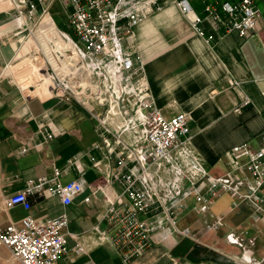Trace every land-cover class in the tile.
I'll use <instances>...</instances> for the list:
<instances>
[{"label": "crops", "instance_id": "crops-1", "mask_svg": "<svg viewBox=\"0 0 264 264\" xmlns=\"http://www.w3.org/2000/svg\"><path fill=\"white\" fill-rule=\"evenodd\" d=\"M188 1L192 12L184 14L176 0H158L125 46L141 60L134 76L147 85L154 105L166 117L187 115L186 145L198 156L204 175L173 196L176 208H170L172 195H164L163 206L154 203L140 215L152 224L151 243L128 264H252L258 259L255 238H264V185L252 198L244 189L220 197L207 193L208 211L202 215L195 210L201 205L197 189L204 192L207 181L228 173L248 175L246 158H236L232 150L245 145L255 151L264 135V0H252L259 15L249 37L204 14L210 5L224 15L221 5L240 0ZM45 3L37 5V13L48 10L55 29L71 34L62 29L69 9L59 0ZM22 21L0 13V226L25 217L43 222L65 214L66 251L56 264H127L113 244L119 227L105 213L118 205L122 192L115 177L118 160L125 159L124 171H135L134 159L127 158L128 142L99 120L97 108L57 96L25 95L2 77L18 52L14 33ZM118 34L125 36V30ZM56 170L61 184L84 185L71 204L63 205L55 196L30 195L29 210L7 207L6 199L22 191L28 180L50 177ZM169 213L176 220L172 229ZM260 247L264 249V242Z\"/></svg>", "mask_w": 264, "mask_h": 264}, {"label": "built area", "instance_id": "built-area-1", "mask_svg": "<svg viewBox=\"0 0 264 264\" xmlns=\"http://www.w3.org/2000/svg\"><path fill=\"white\" fill-rule=\"evenodd\" d=\"M157 1L60 0L69 9L67 22L71 34L59 32V35L61 34L64 40L69 41L77 49L81 61L74 60L76 58L74 56L71 58L73 61L65 64L69 67L75 64L76 67L74 65L73 67L76 70L71 69V73L77 75L74 81L70 76L59 77L56 86L49 92L50 96L79 103L81 92L76 90V86L82 85L83 78L78 74L77 68L84 64L90 71L89 82L93 85L85 90L90 92L89 100L93 99L100 106L99 98H101L106 101L104 103L107 106L114 105L128 124H131L138 115L142 120L143 133L139 142L135 145L125 143L127 158L135 161V171L132 173L124 171L125 159L118 160L119 170L115 177L122 186V192L118 196V205H112L105 213L106 219L119 227L113 238V244L127 264L141 255L151 243L152 224L141 220L140 215L154 203L160 202L162 206L164 205L165 194H160L158 180H153L150 175H153L152 171L160 165L168 164L176 148L187 144V115L180 112L166 117L163 111L154 105L147 85L141 78L134 76L135 71L141 68V60L125 46L134 28L147 15V6L150 8ZM19 3L22 5L18 10L19 14L21 15L23 9H26L28 19L33 17L37 5L46 4L45 0H21ZM176 3L182 13L192 12L188 0H176ZM221 10L224 15L219 14L215 6L208 5L204 8V14L224 23L227 30L235 31L240 37L252 35L254 22L259 15L252 0H240L236 4L225 3L221 5ZM45 12L46 9L43 10L41 17ZM199 22L200 18L196 17V23ZM120 29L125 30V36H119ZM97 72H101V75L98 76ZM71 73L68 75H72ZM101 77H104L102 84L97 82ZM247 104V100L243 102V105ZM45 135L48 139L53 136L51 133ZM232 154L236 158H246L243 168L245 167L248 175L238 177L228 173L211 179L207 181L208 185L204 192L199 186L196 201L201 205L195 210L196 213L203 215L208 211L209 206L204 203L207 193L216 192L220 197V193L236 194L244 189V195L252 198L264 185L262 163L264 135L255 151L242 145L233 148ZM59 174V170H56L50 177L28 180L22 191L6 199L7 207L20 205L25 210H29L30 195L43 198L55 196L63 205L71 204L72 200L83 192L84 185L80 181L61 184ZM173 196L169 199L170 208H176L174 204L171 205V202L175 201ZM84 201L89 202V198H85ZM171 213H169L168 227L172 229L176 220ZM67 224L65 214L43 222L25 217L19 223H8L0 227V245L6 247L20 264H56L66 251L63 229ZM80 250V248L76 249L77 252Z\"/></svg>", "mask_w": 264, "mask_h": 264}, {"label": "rangeland", "instance_id": "rangeland-1", "mask_svg": "<svg viewBox=\"0 0 264 264\" xmlns=\"http://www.w3.org/2000/svg\"><path fill=\"white\" fill-rule=\"evenodd\" d=\"M20 1L21 0H0L1 14H7L8 17H10L14 22L18 18L23 19L22 24L17 26V30L14 33L16 49L18 51L22 50V55L16 60H14L8 68L6 67L5 70L2 71V77L12 83L13 86L19 88L25 95H38L43 98L48 97L51 95V93H49L51 92V89L56 86L57 78L70 76V79L72 78L71 80L74 81V79L77 77V75H73L71 73V69L76 67L75 64H72L71 67L65 64H68L70 61H73L71 60V58L74 56L76 57L74 60H81L73 51L74 48L73 50H70L68 48L70 46V42L64 40L61 37V34L59 35L58 30L55 29V31H53L51 29V25L54 24V21L56 22L55 17L51 16L50 14L47 16V19L50 21L51 24L49 22H41L39 19L41 18L40 15L42 13L38 14L37 11H35L33 13V17L31 19L26 20L27 10L23 9V13L21 15L18 11L19 8L22 7V5L19 3ZM61 5L64 6L62 2ZM67 25L68 22L66 21V24L62 26V29L71 33V30L67 28ZM58 29L61 30L60 27H58ZM17 40H19V43ZM78 70V74H81L83 80L82 85L76 87V90L81 92V95L79 96L81 100L79 101V103H77L87 109L95 110L93 106L96 107L99 111L98 114L100 115L99 120L104 124L103 118L109 106H107L104 103L106 101H103L101 98H99L100 106H98V103H95L93 99L89 100L90 92H85V90L92 85L89 82L90 71L85 65L83 67H79ZM68 73H71L72 75H68ZM97 75L100 76L101 72H97ZM90 80H92V78ZM103 81L104 77H101L99 78V80H97V82H101V84ZM77 83L79 84L78 81ZM30 91H33L34 93H30ZM93 116L95 117V115ZM140 121H142L141 118L136 121L135 124L137 125L138 129L140 128L141 130H143L139 123ZM129 125L131 126V124ZM130 126H125L121 130H115L113 128L110 129L120 131L121 138L129 143V140L131 139L132 134L134 133L133 128H130ZM138 141L129 144L135 145L138 143ZM186 163L188 164L189 162ZM179 168L187 177L185 176L183 180L180 181L179 185L176 187L172 186V174L169 173L168 166H166L165 164L160 165L159 168H156L152 171V173L154 172V174H156L157 176L154 174L150 175L153 180H159L160 185L161 181L165 183L166 187H163L165 191V197L178 194L181 190L183 191V189L188 183H194L197 181L196 179L191 178L188 173H185L184 166L180 164ZM1 208H4V206L3 200L0 198V212ZM263 239L264 238L262 237L255 238V246L257 250L256 255L258 258L256 260V263L258 264H264V259H262V256H264V249L260 247L264 242ZM0 264L20 263L13 258L10 251L6 247L0 245Z\"/></svg>", "mask_w": 264, "mask_h": 264}, {"label": "bare ground", "instance_id": "bare-ground-1", "mask_svg": "<svg viewBox=\"0 0 264 264\" xmlns=\"http://www.w3.org/2000/svg\"><path fill=\"white\" fill-rule=\"evenodd\" d=\"M147 10H150L149 6H147ZM48 15H49V12H48V10H46L45 14L40 19L39 18L38 19L41 22H49L50 23V21L47 19ZM19 19H21V18H18L17 20H19ZM54 25L56 26L55 21H54V24L51 25V29L53 31H55ZM68 48L70 50H73V48H74L73 51L77 54L78 57H80L77 49L71 43H70V46ZM21 55H22V50H20L16 53L14 60H16ZM83 66H84V64H83ZM83 66H81V67H83ZM75 70H76V68H75ZM77 70H78V68H77ZM30 93L33 94L34 92L30 91ZM139 119H140V116L139 115L136 116L133 119V122L131 123V126H130L127 123V120L120 115V113L116 110L115 106L113 105V106H109L108 109L106 110L104 118H103V122L107 127L113 128L115 130H121L125 126H130V128H133L134 133L132 134V137L129 140L130 141L129 143L132 144L133 142L135 143L136 141H138L141 138L142 133H143V130H141L140 128L138 129L137 125L135 124V122L138 121ZM139 123L141 125L142 121H140ZM186 162H189V163L187 164ZM180 164L182 166H184L185 173H188L191 178H194L197 181L202 175H204L203 171L200 167V164H199L198 156L196 155V153H194L192 150H190L189 146L184 145L180 148H176L173 151V155H171V157L169 158L168 164L165 163V165L168 166L169 173L172 174L171 182H172L173 187L178 186L180 181H182L183 178L186 176L183 173V171L179 168ZM161 185L164 188L166 187V185L163 181H161Z\"/></svg>", "mask_w": 264, "mask_h": 264}, {"label": "trees", "instance_id": "trees-1", "mask_svg": "<svg viewBox=\"0 0 264 264\" xmlns=\"http://www.w3.org/2000/svg\"><path fill=\"white\" fill-rule=\"evenodd\" d=\"M221 8V7H220Z\"/></svg>", "mask_w": 264, "mask_h": 264}]
</instances>
